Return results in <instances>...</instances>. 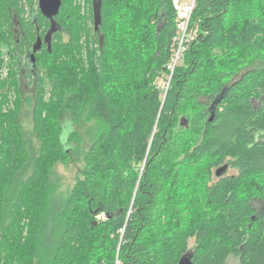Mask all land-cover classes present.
<instances>
[{
	"label": "trees",
	"instance_id": "16d2710c",
	"mask_svg": "<svg viewBox=\"0 0 264 264\" xmlns=\"http://www.w3.org/2000/svg\"><path fill=\"white\" fill-rule=\"evenodd\" d=\"M62 1L69 39L28 82L41 147L26 180L19 115L30 99L10 68L0 81V264H264V0H195L192 41L163 97L173 0H100L98 31L87 28L93 0L87 16ZM0 5L6 35V7L23 3ZM82 121L84 165L59 193L48 169L73 151ZM223 165L236 174L216 179Z\"/></svg>",
	"mask_w": 264,
	"mask_h": 264
},
{
	"label": "flooded vegetation",
	"instance_id": "af4514ba",
	"mask_svg": "<svg viewBox=\"0 0 264 264\" xmlns=\"http://www.w3.org/2000/svg\"><path fill=\"white\" fill-rule=\"evenodd\" d=\"M6 0H0L2 4ZM61 1V6L59 8L58 14L53 17L51 22L47 18L43 17L40 13L38 0H22L23 7L20 11L15 7H6V17L8 23L9 34L2 33L0 27V72L5 71L3 77L0 75V81L6 80L10 76V72H13V78L17 82L20 95L23 96L25 88H30V92L33 97L32 85L28 84L31 81H36V63L37 60L44 53H51L53 44L57 39H62L67 41L69 39V32L65 30V25L68 22V17L64 16L62 21L59 19V15L62 9L63 1ZM78 6H83L84 0H77ZM1 6V5H0ZM3 11L1 10V13ZM38 16H41L45 21V27H39L37 25ZM29 22L33 27L31 32L33 35L32 41L27 43L23 40L26 38L27 29H23L22 23ZM94 28V27H93ZM51 31L50 34L49 31ZM48 36V38H47ZM9 68L12 71H8ZM24 86V87H23ZM224 166V165H223ZM227 166V165H226ZM230 169L227 166V170L221 176H234L227 175V171ZM232 170V169H231ZM216 179L220 177L215 176Z\"/></svg>",
	"mask_w": 264,
	"mask_h": 264
},
{
	"label": "rangeland",
	"instance_id": "374dc122",
	"mask_svg": "<svg viewBox=\"0 0 264 264\" xmlns=\"http://www.w3.org/2000/svg\"><path fill=\"white\" fill-rule=\"evenodd\" d=\"M180 5L185 4L188 0H179ZM81 14L86 15L89 14V6L87 4V0H84L83 6L81 7ZM92 23L87 21V28H92ZM186 52H183L180 59L177 61V67L184 65V55ZM176 67V68H177ZM5 71L0 72L1 77H3ZM156 86L159 88L161 92V97L164 96L168 87H169V78L168 76H161L160 79L156 80ZM24 87V86H23ZM23 99L29 100L28 102L23 101L22 109L19 115V124L22 132V139L26 140L28 144V158L26 162V166L22 173L18 178L21 180H26L33 172V162L37 159V156L40 152L41 147V137L34 134L32 129L33 126V99L32 94L30 92V88H25L23 92ZM64 124V123H63ZM66 125V124H65ZM70 127V125H67ZM90 124L86 121H82V123L78 126H71L72 130L74 129L76 132V136L74 137V149L70 153V155L66 157H62L58 155L57 162L53 164L49 170V178L52 182V185L56 187L59 193L65 194L72 185L74 184L77 173L82 170L84 165V156L85 151L88 149L90 144V138L87 135L88 128ZM43 139V138H42ZM54 154H56L54 152ZM227 175L236 174L235 170L228 169ZM190 249L192 248V241L189 243ZM227 264H238V259L236 257H229L227 260Z\"/></svg>",
	"mask_w": 264,
	"mask_h": 264
},
{
	"label": "built area",
	"instance_id": "2783aa9c",
	"mask_svg": "<svg viewBox=\"0 0 264 264\" xmlns=\"http://www.w3.org/2000/svg\"><path fill=\"white\" fill-rule=\"evenodd\" d=\"M179 0H173L174 9L176 11L175 27L176 33L174 38V52L166 65L167 76L169 81L177 67V61L185 52L187 43L192 41V34L189 31V21L194 9L195 0H188L185 4L180 5Z\"/></svg>",
	"mask_w": 264,
	"mask_h": 264
},
{
	"label": "water",
	"instance_id": "95a60500",
	"mask_svg": "<svg viewBox=\"0 0 264 264\" xmlns=\"http://www.w3.org/2000/svg\"><path fill=\"white\" fill-rule=\"evenodd\" d=\"M38 6L40 13L43 17L47 18L51 22L53 21V17H55L58 14L59 8L61 6V1L60 0H38ZM100 0H93V27L95 31H98V27L101 24V13H100ZM52 30L49 31L48 34L51 33ZM48 38V36H47ZM226 90H223L219 95L216 96L215 101L210 107L211 114L213 115L214 109L217 105V103L220 100V97L222 94L225 93ZM66 133V132H65ZM227 170V166L224 165L220 168H218L215 171V176L216 177H221L225 171ZM178 264H192L190 257L188 255L183 256Z\"/></svg>",
	"mask_w": 264,
	"mask_h": 264
}]
</instances>
